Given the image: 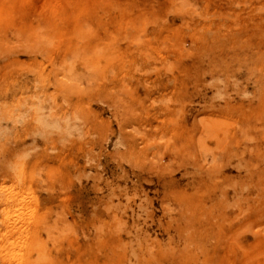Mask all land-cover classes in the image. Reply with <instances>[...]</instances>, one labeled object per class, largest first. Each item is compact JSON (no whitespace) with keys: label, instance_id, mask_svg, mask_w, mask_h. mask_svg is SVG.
Returning a JSON list of instances; mask_svg holds the SVG:
<instances>
[{"label":"rangeland","instance_id":"1","mask_svg":"<svg viewBox=\"0 0 264 264\" xmlns=\"http://www.w3.org/2000/svg\"><path fill=\"white\" fill-rule=\"evenodd\" d=\"M0 264H264V0H0Z\"/></svg>","mask_w":264,"mask_h":264}]
</instances>
